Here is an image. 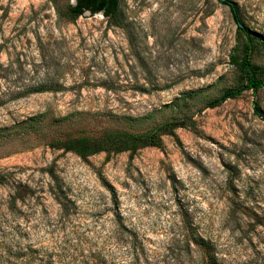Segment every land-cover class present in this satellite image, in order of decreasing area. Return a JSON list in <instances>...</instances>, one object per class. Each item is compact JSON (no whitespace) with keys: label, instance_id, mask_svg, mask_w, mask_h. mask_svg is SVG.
<instances>
[{"label":"rangeland","instance_id":"374dc122","mask_svg":"<svg viewBox=\"0 0 264 264\" xmlns=\"http://www.w3.org/2000/svg\"><path fill=\"white\" fill-rule=\"evenodd\" d=\"M264 68V0H232ZM0 0V264H264V87L219 0ZM182 121L161 146H64Z\"/></svg>","mask_w":264,"mask_h":264},{"label":"trees","instance_id":"16d2710c","mask_svg":"<svg viewBox=\"0 0 264 264\" xmlns=\"http://www.w3.org/2000/svg\"><path fill=\"white\" fill-rule=\"evenodd\" d=\"M219 1L229 7L239 31L245 37L244 55L240 63L243 82L238 86L226 89L220 96L209 100L207 103L209 107L221 105L227 99L235 98L246 90L251 89L256 95L258 89L264 87V68L251 62L254 40L255 38L259 39L260 35L244 24L236 2L232 0ZM119 4L120 0H76L75 3L68 5L66 12L71 18H76L86 11L92 14L103 12L106 16H116L119 13ZM253 108L255 114L264 119V113L256 99L253 100ZM183 125L182 121H167L146 133H131L117 129L100 138L79 137L72 139L64 143V146L82 156L99 151H130L134 153L146 146H161L163 135H175V129ZM209 246V242H206V264H217V255Z\"/></svg>","mask_w":264,"mask_h":264},{"label":"water","instance_id":"95a60500","mask_svg":"<svg viewBox=\"0 0 264 264\" xmlns=\"http://www.w3.org/2000/svg\"><path fill=\"white\" fill-rule=\"evenodd\" d=\"M75 2H76V0H75Z\"/></svg>","mask_w":264,"mask_h":264}]
</instances>
